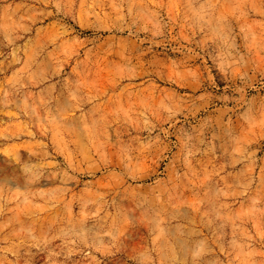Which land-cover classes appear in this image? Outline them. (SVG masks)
Masks as SVG:
<instances>
[{
    "label": "rangeland",
    "instance_id": "374dc122",
    "mask_svg": "<svg viewBox=\"0 0 264 264\" xmlns=\"http://www.w3.org/2000/svg\"><path fill=\"white\" fill-rule=\"evenodd\" d=\"M0 264H264V0H0Z\"/></svg>",
    "mask_w": 264,
    "mask_h": 264
}]
</instances>
